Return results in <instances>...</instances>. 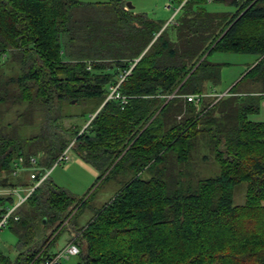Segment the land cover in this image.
I'll use <instances>...</instances> for the list:
<instances>
[{
    "label": "trees",
    "instance_id": "obj_1",
    "mask_svg": "<svg viewBox=\"0 0 264 264\" xmlns=\"http://www.w3.org/2000/svg\"><path fill=\"white\" fill-rule=\"evenodd\" d=\"M213 1L235 9L209 11ZM75 3L0 0V115L11 102L18 116L51 127L49 143L39 137L31 151L0 133V188L35 185L30 168L21 170L23 183L15 180L20 155L26 166L38 155L50 168L72 143L87 162L129 176L73 236L76 264H264V120L249 118L264 97V0H185L169 23L103 2V22L83 30L86 41L101 42V54L75 48ZM215 50L258 56L221 96L213 90L221 63L208 59ZM248 77L258 88L239 90ZM190 94L203 95L200 105ZM90 98L93 113L106 100L90 121L59 123ZM56 126L68 134L62 140ZM200 146L220 171L183 183L182 165ZM48 177L11 212L19 251L13 263L0 252V264H44L52 255L47 230L78 204L69 210L71 194ZM239 186L242 203L234 199ZM17 202L0 194V219Z\"/></svg>",
    "mask_w": 264,
    "mask_h": 264
},
{
    "label": "rangeland",
    "instance_id": "obj_2",
    "mask_svg": "<svg viewBox=\"0 0 264 264\" xmlns=\"http://www.w3.org/2000/svg\"><path fill=\"white\" fill-rule=\"evenodd\" d=\"M75 1L74 13L71 15L70 22L79 26L82 32L81 34L78 32L75 35L77 37H75L74 46L83 53L101 54V52H99V45L101 42L97 40H90L91 42L89 40L86 41L85 32L83 30H87L86 26L88 25L97 27L103 22L105 13L106 16L109 13L103 2L112 0ZM120 2L128 8V2H131L134 6V8L131 9H133L135 13L144 12L149 17L158 21L169 20L179 6L178 0H120ZM168 5L171 7L168 8ZM206 8L213 12H228L235 9L233 6L222 1L208 2ZM96 37H98L97 34ZM108 53L115 54L113 51ZM257 58L258 56L254 53L224 52L218 50L210 53L208 56L210 61L221 63V81L217 86L213 87V90L219 92V96L223 95L225 92L227 93ZM6 71L11 73L9 68H7ZM257 85L258 84L253 82V78L248 77L240 81L237 88L239 90H253L258 88ZM9 105L10 109L4 116L0 115V133L3 136L17 138L19 141L18 145H20L23 150L28 151H31L32 147L35 145L34 141L38 140L39 137L43 138L40 140L41 143L44 141V144L49 143V130L51 127L46 128L39 122L34 123L32 120L18 116L19 106L11 102H9ZM96 105L97 100L95 98H90L83 103L76 104L72 108V112L76 115L73 118L59 120V123L65 127H69L76 123L84 124L85 121H90L98 111L97 109L94 113L92 112ZM27 107L28 106H23L25 110ZM249 118L253 120H264V97L260 103V110L249 114ZM56 132L58 133V138H61V140L68 135L58 126H56ZM57 141L60 142L59 139ZM64 151L68 155L66 159L59 160V155L50 168L47 167L44 169L49 172L48 182L50 185H53V187L58 186L71 194L72 205L69 206V210L72 209L76 203L78 205L71 210L68 216L64 217L63 215L55 223H52L49 230H47L46 236L50 237L49 241L52 240L48 246V251L52 254L56 253L68 243L70 238L77 234L79 227L85 225L93 216L96 209L109 201L122 187L127 177H129L117 171L108 174L110 169H107V165L100 161H96L95 163L87 162L80 154L77 145L72 146V143H70ZM41 152L42 151H40V153ZM204 153V147L200 146L194 150L192 157L187 162L183 165L181 164L184 170V174L181 176L183 183L192 182L198 178L213 176L219 173L220 166L218 161L212 157L205 159L203 156ZM41 160L43 159L40 158L38 163L42 162ZM176 172L178 171H174V175L178 174ZM27 178L28 173L26 171H20L15 175V180L18 183H23ZM241 186H245V184ZM30 190L31 188L24 187L19 188L17 191L0 188V194H7L10 192L19 199L20 197L18 194L24 197ZM91 193L92 195L87 202L79 208L81 204L79 203L80 198L85 196V194L87 197ZM234 199L236 203H242L244 201V193L241 192L240 186L235 191ZM12 226H14V223L10 222L0 229V252L8 255L11 263H13L16 253L19 251L16 245L18 243V236L12 230ZM56 226H58L57 229ZM54 236L55 238L53 239ZM77 260V255H75L65 261V264H76Z\"/></svg>",
    "mask_w": 264,
    "mask_h": 264
},
{
    "label": "built area",
    "instance_id": "obj_3",
    "mask_svg": "<svg viewBox=\"0 0 264 264\" xmlns=\"http://www.w3.org/2000/svg\"><path fill=\"white\" fill-rule=\"evenodd\" d=\"M185 1V0H184ZM183 1V2H184ZM183 2L178 6V8H176L175 13L173 14V16L168 20L171 21L173 19V17L175 16V14L178 12V10L180 9L181 5L183 4ZM171 6L168 5V8H170ZM3 56H5V54H3ZM128 73V72H127ZM203 95L201 94H190L187 96V98L189 100L195 101L197 103H199L200 99L202 98ZM67 154L64 152H62L59 156V160L62 159H66L67 158ZM29 163L30 166H26L25 165V157L23 155H20L16 162H15V173H18L20 170L22 169H26V168H30L32 170L31 173V177L35 178L37 181H35V185L33 187H31V190H33V188L35 186H37L38 184H40L47 176H48V171H45L41 176L37 177V173L36 170L43 168L39 163V156L38 155H31L29 157ZM19 188H14L12 189L13 191H17ZM31 190L28 192L30 193ZM18 194V193H17ZM28 194H26L24 197H22L20 194H18V196L20 197L18 199V202L11 207L8 212L6 214H4L2 216V218L0 219V229L2 227H4L9 220V216H11V212L15 209V207L20 204L27 196ZM15 218H18L17 216ZM80 252V247L79 245L74 241V239L70 240L68 243H66L60 250H58L56 253L52 254L50 257H48L44 264H60L61 262H65L67 260H69L72 256L77 255Z\"/></svg>",
    "mask_w": 264,
    "mask_h": 264
},
{
    "label": "water",
    "instance_id": "obj_4",
    "mask_svg": "<svg viewBox=\"0 0 264 264\" xmlns=\"http://www.w3.org/2000/svg\"><path fill=\"white\" fill-rule=\"evenodd\" d=\"M128 6H129V8H133V7H134V6L131 4V2H128ZM166 24H167V23H166ZM166 24H165V25H166ZM138 59H139V58H137L136 60H138ZM109 96H110V95H109ZM109 96H108V97H109ZM105 101H106V100H105ZM105 101H104V102H105ZM104 102H103V103H104ZM103 103H102V104L100 105V107L98 108V111H99V109L101 108V106L103 105ZM96 113H97V112H96ZM45 220H46V219L44 218V221H45Z\"/></svg>",
    "mask_w": 264,
    "mask_h": 264
},
{
    "label": "crops",
    "instance_id": "obj_5",
    "mask_svg": "<svg viewBox=\"0 0 264 264\" xmlns=\"http://www.w3.org/2000/svg\"><path fill=\"white\" fill-rule=\"evenodd\" d=\"M133 8H134V7H133ZM167 22H168V20H167ZM164 26H165V25H164ZM242 90H243V89H242ZM225 93H226V92H225ZM225 93H224V94H225ZM202 98H203V96H202ZM202 98L200 99V101L202 100ZM200 101H199V105H200ZM43 167H45V166H43ZM45 168H46V167H45ZM20 171H21V170H20ZM72 238H73V237H72ZM72 238H70V240H72ZM70 240H69V241H70ZM69 241H68V242H69ZM17 244H18V243H17ZM17 244H16V245H17Z\"/></svg>",
    "mask_w": 264,
    "mask_h": 264
}]
</instances>
